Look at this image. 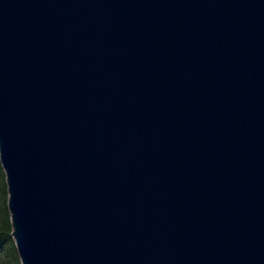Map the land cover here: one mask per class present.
<instances>
[{
    "label": "water",
    "instance_id": "1",
    "mask_svg": "<svg viewBox=\"0 0 264 264\" xmlns=\"http://www.w3.org/2000/svg\"><path fill=\"white\" fill-rule=\"evenodd\" d=\"M0 164L20 264H264V0H0Z\"/></svg>",
    "mask_w": 264,
    "mask_h": 264
},
{
    "label": "rangeland",
    "instance_id": "2",
    "mask_svg": "<svg viewBox=\"0 0 264 264\" xmlns=\"http://www.w3.org/2000/svg\"><path fill=\"white\" fill-rule=\"evenodd\" d=\"M8 232L9 238L0 248V264H20L19 256L11 237L10 214L7 209V188L4 171L0 164V230Z\"/></svg>",
    "mask_w": 264,
    "mask_h": 264
},
{
    "label": "trees",
    "instance_id": "3",
    "mask_svg": "<svg viewBox=\"0 0 264 264\" xmlns=\"http://www.w3.org/2000/svg\"><path fill=\"white\" fill-rule=\"evenodd\" d=\"M8 238H9L8 232L5 231L4 229H1L0 230V248L7 241Z\"/></svg>",
    "mask_w": 264,
    "mask_h": 264
}]
</instances>
